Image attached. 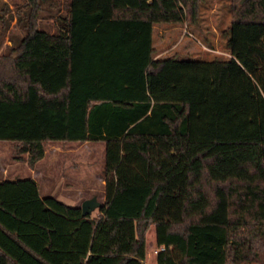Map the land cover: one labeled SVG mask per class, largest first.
I'll use <instances>...</instances> for the list:
<instances>
[{"label":"trees","instance_id":"trees-1","mask_svg":"<svg viewBox=\"0 0 264 264\" xmlns=\"http://www.w3.org/2000/svg\"><path fill=\"white\" fill-rule=\"evenodd\" d=\"M201 1L0 0L23 32L0 141L30 167L44 143H103L105 197L91 218L0 180V264H145L152 225L157 264H264V0H231L227 57L155 59L153 26L196 25Z\"/></svg>","mask_w":264,"mask_h":264},{"label":"rangeland","instance_id":"rangeland-1","mask_svg":"<svg viewBox=\"0 0 264 264\" xmlns=\"http://www.w3.org/2000/svg\"><path fill=\"white\" fill-rule=\"evenodd\" d=\"M1 1L10 4L11 11L14 9V4L22 3V0ZM230 5L231 0H202L196 25L183 24L177 28L171 26L156 28L153 32L155 56L158 58L190 57L199 60H210L216 55L227 57L220 32L230 25ZM52 22L49 19L43 20V27H48L50 31H53L52 26L46 25ZM3 27V23L0 22V53L11 44V39L15 40L23 33L14 25V20L9 23L7 31H3ZM205 41L213 43L215 49L208 48ZM62 145L61 142L44 143V157L34 165L35 169L40 171L36 177L39 181L37 184L40 196L54 197L59 202L72 207H80L83 201L92 197L103 204L105 197L100 177L104 144H82L71 154L62 153L66 150ZM20 148L19 143L0 141V179L33 176L30 168L34 169V167L28 165L27 154L21 153ZM78 169L82 171L81 174L77 173ZM48 179L49 182L46 183ZM98 215L99 208H96L91 212L90 217L96 218ZM154 233L155 227L152 225L146 234L145 264H157L156 255L153 252Z\"/></svg>","mask_w":264,"mask_h":264},{"label":"crops","instance_id":"crops-1","mask_svg":"<svg viewBox=\"0 0 264 264\" xmlns=\"http://www.w3.org/2000/svg\"><path fill=\"white\" fill-rule=\"evenodd\" d=\"M9 7H10V9L12 8V6L11 5H9ZM2 15H0V17H1ZM14 23H15V21H14ZM186 25V24H185ZM167 27V26H171V27H173V28H177V27H179L180 25H172V24H155L154 26H153V32H154V30L156 29V28H164V27ZM189 26H193V25H189ZM152 38H153V34H152ZM10 44V43H9ZM153 48H154V46H153ZM155 49V48H154ZM165 58V57H164ZM155 59H163V58H158V57H156L155 56ZM68 143H70V144H68ZM63 145V147H64V149H66L65 151H62V153H64V154H71L72 152H74L75 151V149H79L81 146H82V144H86V143H82V144H80V143H75V142H65V143H62ZM66 144H68V145H66ZM80 164V163H79ZM81 165V164H80ZM30 171L32 172V174H33V176H30V177H28V178H31V179H33L36 183H38L39 184V181L36 179V177L40 174V171L39 170H37V169H35V167H34V169H31L30 168ZM77 173H79V174H81L82 173V171L80 170V169H78L77 170ZM72 174H73V172H72ZM3 178H6V177H3ZM0 179V180H12V179ZM8 178V177H7ZM13 179H15V178H13ZM47 182H49V179L48 180H46V183ZM100 182H101V184H103V181H102V179H101V177H100ZM37 184V185H38ZM39 187V186H38ZM39 193H40V190H39ZM46 197H51V196H46Z\"/></svg>","mask_w":264,"mask_h":264},{"label":"water","instance_id":"water-1","mask_svg":"<svg viewBox=\"0 0 264 264\" xmlns=\"http://www.w3.org/2000/svg\"><path fill=\"white\" fill-rule=\"evenodd\" d=\"M246 0H240V3H243ZM101 204L96 200L95 197L85 200L82 202L80 209L82 216H90L91 212L96 208H100Z\"/></svg>","mask_w":264,"mask_h":264},{"label":"built area","instance_id":"built-area-1","mask_svg":"<svg viewBox=\"0 0 264 264\" xmlns=\"http://www.w3.org/2000/svg\"><path fill=\"white\" fill-rule=\"evenodd\" d=\"M164 249H165V248H164L163 246H158L157 244H155V245H154V250H153V252H154V254L157 256L158 253L164 251Z\"/></svg>","mask_w":264,"mask_h":264}]
</instances>
